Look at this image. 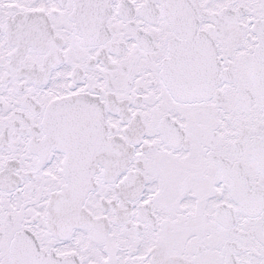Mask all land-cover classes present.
I'll use <instances>...</instances> for the list:
<instances>
[{
  "label": "snow or ice",
  "instance_id": "snow-or-ice-1",
  "mask_svg": "<svg viewBox=\"0 0 264 264\" xmlns=\"http://www.w3.org/2000/svg\"><path fill=\"white\" fill-rule=\"evenodd\" d=\"M0 264H264V0H0Z\"/></svg>",
  "mask_w": 264,
  "mask_h": 264
}]
</instances>
